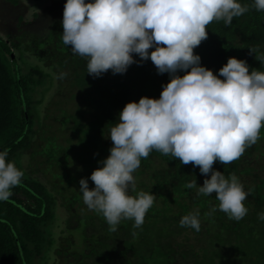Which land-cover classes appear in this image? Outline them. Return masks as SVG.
<instances>
[{"label": "trees", "instance_id": "16d2710c", "mask_svg": "<svg viewBox=\"0 0 264 264\" xmlns=\"http://www.w3.org/2000/svg\"><path fill=\"white\" fill-rule=\"evenodd\" d=\"M1 1L10 12L22 3V0ZM23 1L33 6L34 11L16 16L17 28L46 24L58 12L63 13L66 3L61 1L57 8L52 5L46 13H39L37 3L43 0ZM239 2L242 6L249 5V11L234 17L227 26L223 20L212 21L206 27L207 39L193 50L201 57V66L212 70L214 75L228 58L246 61L250 72L253 69L264 71L261 62L264 60V11H256L251 6L252 0ZM55 25L62 34V25ZM2 30L0 26V151L8 150V159L23 170L24 176L21 183L11 189L10 198L0 202V264H65L55 257L62 254L57 247L63 245L57 228L54 229L58 209L65 205H59L55 193L31 175L28 165L23 163L45 120L41 108L52 96L59 78L52 71L41 68L28 55L22 41L16 42L14 36L4 34ZM53 36L59 53L71 51V46L64 45L59 34ZM51 40L52 37L45 43L33 41L36 52L43 50V45ZM153 50L149 49V52ZM51 56L48 57L52 59ZM133 58L139 61L135 54ZM77 59L78 63L88 60L79 55ZM68 79L64 87L75 89L68 95L70 100L84 95L93 112L88 122L77 124L73 131L74 147L77 148L74 158H80L89 167L108 157L113 145L103 144L100 137L105 133L104 129L109 133L123 107L142 97L158 99L162 85L170 82L169 74L158 75L150 60L133 63L123 75H113L109 70L99 78L88 75L85 64ZM56 146L53 140H47L43 149L36 152L45 158L40 164L46 166L43 171L47 172L49 182L60 177L59 169L68 165V151L72 149ZM263 151L264 126L256 143L246 147L238 159L225 165L214 162L213 169L226 177L235 174L240 181L242 174H250L253 170L249 163L253 157L250 156L257 153L254 157L262 158ZM144 173L150 182L141 179L136 191L154 194L161 198L160 204L154 200L144 223L138 228L133 227L134 221L129 219L121 220L112 231L99 212L84 217L74 229L80 232L84 249L78 255L74 253L80 260L70 264H113L112 261L117 264H264V221L258 219V213L264 212L263 174H255L251 181L243 183L244 190L250 192L243 202L247 214L237 221L218 209L215 193L211 196L192 194L193 188L185 187L188 182L196 179L197 183L202 178L199 168L193 167L192 163L184 165L170 154L153 150L147 158L141 159L140 167L133 175L137 177ZM73 181L74 178L69 176L65 182L69 185ZM55 191L63 197L59 188ZM129 194L135 196L136 193L130 191ZM184 197L189 198L191 205ZM78 200L77 196L70 197L66 205L74 207ZM213 208H216L215 212L211 211ZM196 211L200 213V231L179 226L182 216ZM86 228L93 231L84 235ZM117 247L121 249L117 251Z\"/></svg>", "mask_w": 264, "mask_h": 264}, {"label": "clouds", "instance_id": "9594fccd", "mask_svg": "<svg viewBox=\"0 0 264 264\" xmlns=\"http://www.w3.org/2000/svg\"><path fill=\"white\" fill-rule=\"evenodd\" d=\"M251 6L264 11V0H252ZM249 8L239 0H66L61 39L73 54L88 58V75L99 78L109 70L123 75L133 63L150 60L158 75L170 76L158 99L142 97L123 107L109 130L113 146L108 157L98 161L102 166L90 177L79 180L83 203L102 214L112 231L121 220H133V227H140L153 206L156 196L137 192L133 175L153 150L181 164L192 163L202 176L210 175L203 186L194 179L185 187L203 196L215 193L218 209L229 219L239 221L247 214L243 202L250 192L235 174L226 177L213 164L233 162L259 139L264 71L250 72L246 61L228 58L214 75L201 66L193 50L207 39L206 27L212 21L223 20L227 26ZM23 176L8 159V150L0 151V202L10 198ZM88 180L94 184L91 190ZM199 217L198 211L190 212L180 218L179 226L198 232ZM258 219L264 221V212Z\"/></svg>", "mask_w": 264, "mask_h": 264}, {"label": "rangeland", "instance_id": "374dc122", "mask_svg": "<svg viewBox=\"0 0 264 264\" xmlns=\"http://www.w3.org/2000/svg\"><path fill=\"white\" fill-rule=\"evenodd\" d=\"M61 1L64 0H43L37 3L39 8L37 7L38 9L36 8V10H38L39 13H46L48 9L52 7V5L54 8H57ZM21 2L22 3L19 5L20 7L17 6V9L10 12V10L5 8L4 3L0 0V21L3 22H0V26L1 28L3 27L2 31H4L2 33H7L11 36H14L16 42L22 41L24 44V49L27 50L28 55H31V57L36 61V63L39 64L41 68H46L52 71L56 77H59L60 73L66 74L65 78L59 79V83L56 86L52 96L46 100L41 108L42 117L45 120L43 121V124L40 128L41 131H39L37 137L33 139L31 148L28 152H26L23 163L28 165V171L31 173V175H33L37 180L45 183L48 189L55 193L54 195H56L57 203L59 205H65L64 207L60 206L58 209L57 220L54 222V229L57 228L56 231L61 238L59 239L60 243L63 245V247H57V250L62 252V254H56L55 257L58 262L61 261V263L63 261L65 264L76 263L80 260V257H75L74 253L78 255L82 252L84 247L80 232L74 231V229L78 227L79 222L84 217H88V215L92 216L94 213H97L96 211L89 210L83 203L82 194L79 192V180L82 178L87 179L91 175V170H95L96 167H101L102 165L96 163L94 166L89 167L87 163L81 162L79 160L80 158H74L77 148L74 147L76 138L73 131L76 129L75 127L77 124H85L88 122L93 112L91 111V105H89L88 101L84 99V95L81 97H76L74 100H70V96L68 95L75 89L70 90L68 86L64 87V84L66 85L69 80L68 77L71 74L74 75L77 71L79 72V70L83 68V65L87 64V61L85 62L84 60H81V62L78 63V55L73 54L71 51H68L65 54L59 53L57 50V45H54L57 40L53 34H59L61 37V33L59 29H57V25H55V23L61 24L63 13L60 14L58 12L55 18H52L49 22H45L46 24H43L40 27H28L21 25L23 28H17L15 25L17 22L16 16H19L23 13L29 15V13L34 11V7H30L27 1L22 0ZM14 26L16 27L13 29ZM51 37L52 40L49 43L43 45V50L36 52L37 47L33 44V41L45 43L47 42V39ZM50 55H52V59L48 57ZM62 86L63 88L61 89ZM64 121L66 123H64ZM104 132L105 133L100 137L101 142L111 146L110 144L112 142L110 139H108L109 133L106 132V129H104ZM47 140H53V143L57 144L56 147L63 149L68 147L72 148L71 151H68V154H70L67 162L68 165L60 168V177L55 178L53 181L50 180V182L46 178L47 172L43 171L46 166L40 164L45 160V158L36 153L37 150L39 151L40 149H43ZM262 153H264V151ZM256 155L257 153L250 156L253 157V161L249 162L253 167L252 172L250 171V174H242L240 176V182L242 185L243 183L247 184L249 181H251L255 174H260V176H262V174L264 175V155L262 158L260 157L261 160L258 157H254ZM153 167H155V164H153ZM69 176L73 177L74 181L67 185L65 181ZM134 178L136 189L141 179H144L146 182H150V179L147 177L146 173ZM205 178V176H202V178H200V180L197 182V186H203V180ZM152 182L153 181H151V183ZM88 186L90 190L94 187V184L91 180H88ZM58 188L61 190V193L63 192L62 198H60L55 191ZM159 192L161 191L159 190ZM191 192L194 194L197 192V189L193 188ZM74 196L79 197V200L75 203L74 207L66 205L67 199ZM170 196L172 197V195ZM183 199L187 201L188 205H191L189 198L187 199L184 197ZM160 200L161 198H155V201L158 202V205L160 204ZM92 231L93 230L86 228L84 235H87ZM178 241L179 240H175L176 243ZM119 249H121V247H117V251H119ZM112 263L117 264V262L114 263V261H112Z\"/></svg>", "mask_w": 264, "mask_h": 264}]
</instances>
